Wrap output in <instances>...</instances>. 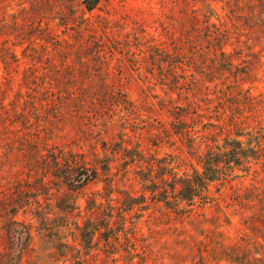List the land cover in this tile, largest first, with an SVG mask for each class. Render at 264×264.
Wrapping results in <instances>:
<instances>
[{
    "label": "rangeland",
    "instance_id": "1",
    "mask_svg": "<svg viewBox=\"0 0 264 264\" xmlns=\"http://www.w3.org/2000/svg\"><path fill=\"white\" fill-rule=\"evenodd\" d=\"M261 1L98 0L86 11L90 0H0V264H129L132 246L121 234L105 244L103 230L89 240L78 231L89 198L98 203L94 194L105 192L107 161L117 174L112 202L126 194L143 209L133 220L134 253L150 256L149 264H264L261 249L245 246L240 219L249 214L234 215L229 200L219 202L221 212L212 205L172 221L175 230L163 234L153 186L171 152L166 98L154 85L168 74L166 58L189 28L194 2L213 4L219 16L206 30L215 36V25L220 38L202 52L219 49L223 34L233 38L224 49L249 73L241 87L250 99L246 125L264 128ZM64 159L95 180L73 189Z\"/></svg>",
    "mask_w": 264,
    "mask_h": 264
},
{
    "label": "trees",
    "instance_id": "2",
    "mask_svg": "<svg viewBox=\"0 0 264 264\" xmlns=\"http://www.w3.org/2000/svg\"><path fill=\"white\" fill-rule=\"evenodd\" d=\"M97 1L90 0L86 11L93 10ZM212 7L210 3L194 2L188 17L189 28L178 36L172 55L166 58L168 74L154 85L166 98L161 100L160 107L168 120L164 143L171 150L162 159L161 177H156L159 183H153L156 193L161 190L160 222L168 228L163 232L166 234L172 228L168 227L172 221L182 224L186 219L197 218L200 211L212 205L221 212L219 202L229 200L236 205L232 210L234 215L249 214L240 219L246 232L245 246L258 247L264 254V128L246 125L250 111L245 106L250 99L241 87L249 80V73L241 63H236L239 57H232L224 49L232 45L233 38L223 34L219 49L212 47L206 54L201 50V44L220 38L215 25H211L216 30L215 36L206 30L212 18H219L217 8ZM221 10L226 13L223 5ZM61 161L70 168L69 174H73V189H82L95 180L96 173L86 169L77 173V169H72L69 166L74 163L72 159ZM111 163L103 164L105 192L94 194L98 203L96 198H89L78 231L89 240L95 232L103 230L99 234L105 244L110 238L117 241L116 234H121L132 246L127 262L130 264L136 258L137 264H149L150 256L144 258L134 253L140 230L133 220L143 209L138 199L126 194L112 202V182L117 174L111 177ZM50 164L55 167L57 157ZM248 178L253 183L247 187L244 180ZM225 249L226 246L224 252Z\"/></svg>",
    "mask_w": 264,
    "mask_h": 264
}]
</instances>
